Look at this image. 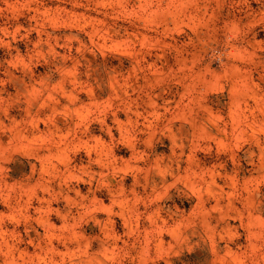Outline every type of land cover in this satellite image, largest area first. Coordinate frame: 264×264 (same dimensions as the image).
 <instances>
[{"label":"rangeland","instance_id":"374dc122","mask_svg":"<svg viewBox=\"0 0 264 264\" xmlns=\"http://www.w3.org/2000/svg\"><path fill=\"white\" fill-rule=\"evenodd\" d=\"M0 264H264V0H0Z\"/></svg>","mask_w":264,"mask_h":264}]
</instances>
